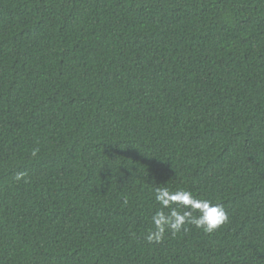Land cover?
Listing matches in <instances>:
<instances>
[{
  "label": "trees",
  "instance_id": "16d2710c",
  "mask_svg": "<svg viewBox=\"0 0 264 264\" xmlns=\"http://www.w3.org/2000/svg\"><path fill=\"white\" fill-rule=\"evenodd\" d=\"M0 264H264V0H0Z\"/></svg>",
  "mask_w": 264,
  "mask_h": 264
},
{
  "label": "clouds",
  "instance_id": "9594fccd",
  "mask_svg": "<svg viewBox=\"0 0 264 264\" xmlns=\"http://www.w3.org/2000/svg\"><path fill=\"white\" fill-rule=\"evenodd\" d=\"M39 152V147H33L31 157L37 158ZM25 176L26 173L20 172L15 179L19 181ZM154 199L159 209L152 215L153 227L145 235L149 244L163 242L169 233L176 236L187 232L189 226L205 234H213L230 222L223 204L210 198L197 197L186 189L172 190L168 186H155Z\"/></svg>",
  "mask_w": 264,
  "mask_h": 264
}]
</instances>
